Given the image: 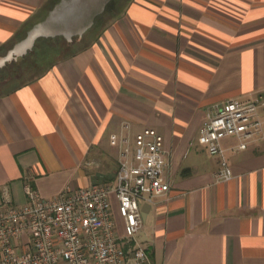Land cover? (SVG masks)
Masks as SVG:
<instances>
[{
    "label": "crops",
    "instance_id": "crops-1",
    "mask_svg": "<svg viewBox=\"0 0 264 264\" xmlns=\"http://www.w3.org/2000/svg\"><path fill=\"white\" fill-rule=\"evenodd\" d=\"M30 51L40 72L0 92V203L113 180L109 135L153 127L171 185L142 218L144 264H264V139L223 137L217 181L196 137L215 103L264 93V0H0V66Z\"/></svg>",
    "mask_w": 264,
    "mask_h": 264
},
{
    "label": "built area",
    "instance_id": "built-area-1",
    "mask_svg": "<svg viewBox=\"0 0 264 264\" xmlns=\"http://www.w3.org/2000/svg\"><path fill=\"white\" fill-rule=\"evenodd\" d=\"M111 133L117 147L114 179L74 190L62 189L45 198L30 181L26 201L0 203V264H144L147 255L137 239L141 205L151 204L170 189L164 177L163 135L153 127L133 134ZM234 136L232 150L264 139V93L215 103L204 117L197 141L218 157L215 179L233 177L220 141ZM115 209L118 219L113 217Z\"/></svg>",
    "mask_w": 264,
    "mask_h": 264
},
{
    "label": "rangeland",
    "instance_id": "rangeland-1",
    "mask_svg": "<svg viewBox=\"0 0 264 264\" xmlns=\"http://www.w3.org/2000/svg\"><path fill=\"white\" fill-rule=\"evenodd\" d=\"M97 16L95 17V19L97 18ZM76 38L77 36L72 37L71 41L75 40ZM48 42L49 43H59L62 47H64L63 46L64 43L70 42V40L67 41L66 38L59 35V36L51 37L50 40H48ZM66 51H68L66 47H64L63 50H61L62 53ZM40 70H41L40 66L35 61L34 52H31V51L22 57H18L16 60L12 59L8 62H5V64L0 66V92L8 90L28 80L32 75L39 73ZM97 181H102V182L111 181V179L105 178V179H100ZM113 217L115 220L118 219L115 209L113 210Z\"/></svg>",
    "mask_w": 264,
    "mask_h": 264
},
{
    "label": "water",
    "instance_id": "water-1",
    "mask_svg": "<svg viewBox=\"0 0 264 264\" xmlns=\"http://www.w3.org/2000/svg\"><path fill=\"white\" fill-rule=\"evenodd\" d=\"M149 208H150V204L148 203H143L141 205L142 218L145 217V214L148 212Z\"/></svg>",
    "mask_w": 264,
    "mask_h": 264
},
{
    "label": "trees",
    "instance_id": "trees-1",
    "mask_svg": "<svg viewBox=\"0 0 264 264\" xmlns=\"http://www.w3.org/2000/svg\"><path fill=\"white\" fill-rule=\"evenodd\" d=\"M58 40V39H57Z\"/></svg>",
    "mask_w": 264,
    "mask_h": 264
}]
</instances>
